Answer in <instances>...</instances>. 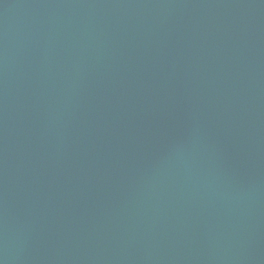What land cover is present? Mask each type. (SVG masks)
Instances as JSON below:
<instances>
[{"label": "water", "instance_id": "water-1", "mask_svg": "<svg viewBox=\"0 0 264 264\" xmlns=\"http://www.w3.org/2000/svg\"><path fill=\"white\" fill-rule=\"evenodd\" d=\"M0 264H264V0H0Z\"/></svg>", "mask_w": 264, "mask_h": 264}]
</instances>
